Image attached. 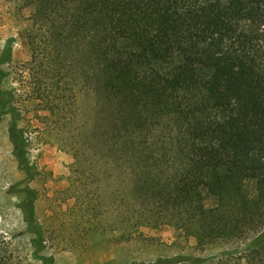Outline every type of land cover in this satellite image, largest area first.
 <instances>
[{"label": "trees", "instance_id": "16d2710c", "mask_svg": "<svg viewBox=\"0 0 264 264\" xmlns=\"http://www.w3.org/2000/svg\"><path fill=\"white\" fill-rule=\"evenodd\" d=\"M50 38L79 39L81 71L101 92L102 137L112 163L143 209L208 244L240 245L209 256L159 257L142 264H264V0H25ZM12 60V39L0 46ZM10 100L13 95L10 94ZM0 98V117L6 111ZM15 110V109H14ZM9 128L18 167L31 178L26 138ZM109 160V162L111 161ZM251 184L253 191H248ZM20 209L31 257L43 253L38 191ZM135 264V263H131Z\"/></svg>", "mask_w": 264, "mask_h": 264}, {"label": "rangeland", "instance_id": "374dc122", "mask_svg": "<svg viewBox=\"0 0 264 264\" xmlns=\"http://www.w3.org/2000/svg\"><path fill=\"white\" fill-rule=\"evenodd\" d=\"M25 0H0V46L12 39V60L0 98V264H41L31 257V237L19 207L22 192L38 191L35 215L44 231L43 253L54 264H142L159 257L209 256L240 245L208 244L174 227L170 214L143 209L126 183L127 165L112 163L99 89L84 78L87 49L79 39L40 32ZM10 94L13 98L10 100ZM33 165L29 178L18 167L9 140L14 118ZM109 160H111L109 162ZM248 191H253L248 184Z\"/></svg>", "mask_w": 264, "mask_h": 264}]
</instances>
